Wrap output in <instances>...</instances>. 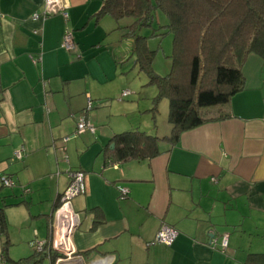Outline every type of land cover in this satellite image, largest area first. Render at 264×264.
I'll return each instance as SVG.
<instances>
[{
  "label": "crops",
  "instance_id": "0c3cea01",
  "mask_svg": "<svg viewBox=\"0 0 264 264\" xmlns=\"http://www.w3.org/2000/svg\"><path fill=\"white\" fill-rule=\"evenodd\" d=\"M65 1L67 21H34L43 0H0V176L14 182L0 184L8 257H29L35 241L50 240L72 171L83 172L86 185L72 201L81 264H246L264 254V60L247 58L245 87L221 107L225 118L162 143L151 160L107 164L111 138L133 130L116 126L112 108L131 92L120 80L109 85L117 62L100 43L108 16L96 17L105 0ZM66 31L70 50L62 46ZM80 119L94 132L73 137ZM163 224L177 238L151 244Z\"/></svg>",
  "mask_w": 264,
  "mask_h": 264
},
{
  "label": "trees",
  "instance_id": "16d2710c",
  "mask_svg": "<svg viewBox=\"0 0 264 264\" xmlns=\"http://www.w3.org/2000/svg\"><path fill=\"white\" fill-rule=\"evenodd\" d=\"M155 11L166 16L164 34L172 38V64L166 77L153 72L154 52L148 48L147 38L137 34L139 28L151 25ZM102 16L117 22L132 20L125 26V36L133 40L134 64L156 88L151 111L155 113L158 103L167 99L170 125V133L163 137L138 130L113 136L112 149H104L107 164L151 160L161 154L162 143L173 146L183 133L225 118L221 107L245 87L247 58L255 55L264 60V0H105L96 17ZM215 107L216 114L211 111ZM91 109L92 103L87 111ZM0 242L5 264H52L56 257L46 248L43 253L34 251L29 257L11 260L2 209ZM246 264H264V254L250 255Z\"/></svg>",
  "mask_w": 264,
  "mask_h": 264
},
{
  "label": "rangeland",
  "instance_id": "374dc122",
  "mask_svg": "<svg viewBox=\"0 0 264 264\" xmlns=\"http://www.w3.org/2000/svg\"><path fill=\"white\" fill-rule=\"evenodd\" d=\"M131 22L132 20L128 18L117 22L110 16L100 22L104 33V38L100 42L102 50L107 48L108 50L103 52L110 54L108 58L111 60L110 56H112L117 62L115 73L112 74L111 72L110 74V77H114L116 80L113 83L110 81L109 85L120 86L122 82L126 86L125 89L132 93L120 101L122 106H119L117 101V105L113 104V122L117 127L122 124L128 125V128L124 129H135L158 137L167 136L170 133L168 123L169 102L167 99H163L158 103L156 112L151 111L153 108L152 99L157 92L156 88L150 85L148 76L139 71L134 64L132 55L133 40L125 36L127 31L125 26ZM167 22L166 16L161 11H155L151 25L143 26L137 30L139 36L147 38V46L150 51L154 52L152 68L153 72L159 77H166L172 64V38L170 35L164 34V26ZM106 61L107 58L102 63L104 64ZM102 67L105 68L106 65ZM216 108H211V111L215 114ZM119 111L122 116L117 114ZM10 254L12 255L11 251ZM12 256L17 259L15 255ZM44 264H48L47 261Z\"/></svg>",
  "mask_w": 264,
  "mask_h": 264
},
{
  "label": "built area",
  "instance_id": "2783aa9c",
  "mask_svg": "<svg viewBox=\"0 0 264 264\" xmlns=\"http://www.w3.org/2000/svg\"><path fill=\"white\" fill-rule=\"evenodd\" d=\"M67 4L65 0H43V10L41 14H34L32 19L34 21L45 20L52 16L60 15L67 21L68 12ZM63 48L70 50L74 46L73 36L71 32L66 31L63 42ZM129 95L128 91H124L122 96ZM91 103H88L87 109H90ZM86 131L91 133L94 132L93 126L87 122L85 119H80L76 125V131L73 135H79ZM69 137L64 138L66 142ZM15 158H21V152L18 151L15 153ZM69 182L61 194L59 199V206L53 213L50 231L51 236L49 241H35L33 244L34 251L36 253H43L45 249H50L51 252L55 253L56 257L53 260L52 264H81L82 257L79 255L73 244V236L75 231L80 225V217L72 207V201L84 195L86 192L85 185V175L81 171H72L68 175ZM0 184L2 187L11 188L14 186V182L8 176H0ZM121 196L127 194V190L121 188L119 189ZM178 232L167 226L162 225L156 233L154 241L151 244L158 243L166 246H170L176 237ZM221 248L224 250L227 247V235H224L220 242ZM49 259V257H48ZM50 261V259H49ZM0 264H5L1 260Z\"/></svg>",
  "mask_w": 264,
  "mask_h": 264
},
{
  "label": "water",
  "instance_id": "95a60500",
  "mask_svg": "<svg viewBox=\"0 0 264 264\" xmlns=\"http://www.w3.org/2000/svg\"><path fill=\"white\" fill-rule=\"evenodd\" d=\"M111 147H113V145Z\"/></svg>",
  "mask_w": 264,
  "mask_h": 264
}]
</instances>
